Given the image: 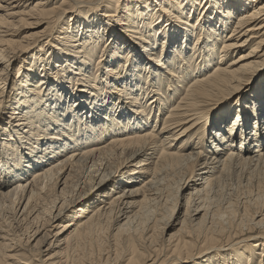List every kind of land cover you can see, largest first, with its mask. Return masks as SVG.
<instances>
[{
	"label": "bare ground",
	"instance_id": "obj_1",
	"mask_svg": "<svg viewBox=\"0 0 264 264\" xmlns=\"http://www.w3.org/2000/svg\"><path fill=\"white\" fill-rule=\"evenodd\" d=\"M262 71L264 0H0V264H264Z\"/></svg>",
	"mask_w": 264,
	"mask_h": 264
},
{
	"label": "rangeland",
	"instance_id": "obj_2",
	"mask_svg": "<svg viewBox=\"0 0 264 264\" xmlns=\"http://www.w3.org/2000/svg\"><path fill=\"white\" fill-rule=\"evenodd\" d=\"M263 72H264V71H262L261 73H263ZM235 182H236V181L232 182V186H234L235 184H236V186L238 185V181H237L236 183H235ZM236 186H234L235 188H234V187H233V188L230 187V189H232V191H231V192H230V191L227 192V194H226V192H225V193L223 194L224 196H222V198H221L220 200L223 202V197H224L225 200H227V199L232 195V194H231L232 192H233V195H234V196H237V195H240V194H242V196H243L244 193H247V191H246L245 189H241L242 191L239 189V190L237 191V192H238V193H237L236 190L238 189L237 187H238L239 185H238L237 187H236ZM241 188H243V187H241ZM234 189H235V192H236L237 194L234 192ZM243 190H244V193H242ZM245 191H246V192H245ZM229 193H230V194H229ZM234 193H235V194H234ZM225 195H226L227 197H226ZM228 196H229V197H228ZM240 196H241V195H240ZM226 198H227V199H226ZM166 216H167V215H166Z\"/></svg>",
	"mask_w": 264,
	"mask_h": 264
}]
</instances>
